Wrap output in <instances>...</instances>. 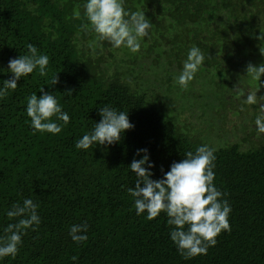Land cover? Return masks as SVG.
Here are the masks:
<instances>
[{
	"label": "trees",
	"instance_id": "obj_1",
	"mask_svg": "<svg viewBox=\"0 0 264 264\" xmlns=\"http://www.w3.org/2000/svg\"><path fill=\"white\" fill-rule=\"evenodd\" d=\"M85 2L0 0V86L28 44L49 57L46 76L22 77L0 99V234L15 222L7 211L23 199L39 204L41 218L16 257L0 264H264V134L255 126L264 76L247 72L264 65V40L257 39L264 0H125L153 25L137 53L83 30ZM192 46L205 61L182 87L177 78ZM41 88L69 114L59 134L30 126L27 97L39 98ZM250 92L257 105L244 103ZM105 105L128 112L134 128L112 145L77 149ZM201 145L215 150L214 183L232 208L231 231L206 255L186 260L169 238L166 214L151 221L136 215L128 167L147 149L151 179L159 180ZM81 223L88 240L77 244L69 228Z\"/></svg>",
	"mask_w": 264,
	"mask_h": 264
},
{
	"label": "clouds",
	"instance_id": "obj_2",
	"mask_svg": "<svg viewBox=\"0 0 264 264\" xmlns=\"http://www.w3.org/2000/svg\"><path fill=\"white\" fill-rule=\"evenodd\" d=\"M83 8L89 23L82 25V29H90L100 41H107L115 49L123 47L137 53L144 39L150 36L153 25L146 18L145 10L129 11L125 7V0H86ZM257 39L264 40V36L260 35ZM204 61L202 50L192 46L177 83L186 87ZM48 65L49 57L39 53L33 44H28L26 54L9 61L8 70L12 78L0 86V99L9 95V90H15L22 77L36 71L41 77L46 76ZM247 72L261 78L264 76V65H249ZM56 77L52 80L53 85L57 83ZM39 91L42 93L39 98L36 93L27 97L26 114L30 118V126L34 131L59 134L69 123V114L63 110L55 95L45 93L43 88ZM244 103L257 105L259 101L256 93H248ZM98 113L100 122L95 123L93 130L76 142L77 149L112 145L119 142L123 133L134 128L128 112L105 105L98 109ZM255 126L258 133L264 134V106L259 108ZM147 152V149L137 150L138 155H144L139 160L133 159L128 167L136 177L135 188H128L136 215L146 213L145 218L151 221L163 212L171 228L169 238L180 255L186 260L206 255L209 247L216 245V238L222 232L231 231L229 217L232 208L224 198L226 193L214 183L215 150L208 145H201L195 152H186L185 158L174 162L159 180L151 179L153 172L150 169L154 165ZM38 208V203L26 198L22 203L13 204L7 211V217L15 222L7 224L3 234H0V261L5 257L15 258L23 236L28 230L36 231L39 227L41 218ZM87 232L86 223L73 224L69 228V237L74 243L83 244L88 240ZM72 259L75 261L77 258Z\"/></svg>",
	"mask_w": 264,
	"mask_h": 264
}]
</instances>
